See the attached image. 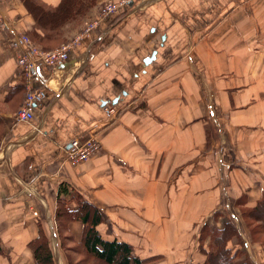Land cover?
I'll use <instances>...</instances> for the list:
<instances>
[{"label":"crops","instance_id":"crops-1","mask_svg":"<svg viewBox=\"0 0 264 264\" xmlns=\"http://www.w3.org/2000/svg\"><path fill=\"white\" fill-rule=\"evenodd\" d=\"M108 1L70 24L68 39ZM34 24L21 0H0V264H35L40 224L56 264H66L59 197L72 209L89 201L102 237L151 264H203L207 233L228 221L239 233L227 242L243 253L237 264H264L243 218L264 200V0H134L82 37L64 65L38 66L30 80L43 97L23 122L27 89L10 41ZM90 134L101 151L70 164L71 141ZM69 230L79 241L84 223Z\"/></svg>","mask_w":264,"mask_h":264},{"label":"trees","instance_id":"trees-1","mask_svg":"<svg viewBox=\"0 0 264 264\" xmlns=\"http://www.w3.org/2000/svg\"><path fill=\"white\" fill-rule=\"evenodd\" d=\"M21 1L35 19L33 29L27 35L32 42L41 45L45 50L55 49L70 41L71 39L67 37L69 25L75 23L73 26H78L97 2V0H62L57 7H54L42 0ZM21 79L18 88L25 90L23 77ZM25 98L26 96L24 101ZM3 134L4 132L0 131V139ZM243 212V218L253 238L258 239L264 246V200H260L256 207ZM55 221L68 264H151V259H142L135 255L133 247L128 243L119 239L103 238L97 229L103 222V216L87 200H81L78 207L72 209L69 208L67 200L59 197ZM75 221L84 223L83 236L79 241L69 230L70 223ZM39 227V236L30 243L35 264H56L50 240L43 226L40 224ZM238 234L232 221H228L222 229H214L207 233L206 238H210V250L203 264H237L236 259L243 253H232V250L227 248V242ZM242 264H251L247 256Z\"/></svg>","mask_w":264,"mask_h":264},{"label":"built area","instance_id":"built-area-1","mask_svg":"<svg viewBox=\"0 0 264 264\" xmlns=\"http://www.w3.org/2000/svg\"><path fill=\"white\" fill-rule=\"evenodd\" d=\"M134 0H110L73 39L51 50H45L41 45L32 42L27 34H20L13 38L10 43L17 51V63L20 74L25 80L27 94L22 107L19 109L18 120L30 122L34 118V109L38 101L43 97L41 89H34L31 85V77L34 76L40 64L57 68L68 62L70 51L80 43L82 37L91 34L100 21L111 14L118 13L121 9L129 6ZM109 114L115 113L113 107L107 106ZM102 149L100 140L96 134L80 136L71 141L70 148L66 151V160L72 165H79L90 160Z\"/></svg>","mask_w":264,"mask_h":264},{"label":"water","instance_id":"water-1","mask_svg":"<svg viewBox=\"0 0 264 264\" xmlns=\"http://www.w3.org/2000/svg\"><path fill=\"white\" fill-rule=\"evenodd\" d=\"M155 58H156V53H154L153 56L150 59H148L146 62H149L150 60H153ZM117 103H118V99H115V101L113 102V104H117ZM107 104H109V101H105L104 104H103V107H105Z\"/></svg>","mask_w":264,"mask_h":264},{"label":"rangeland","instance_id":"rangeland-1","mask_svg":"<svg viewBox=\"0 0 264 264\" xmlns=\"http://www.w3.org/2000/svg\"><path fill=\"white\" fill-rule=\"evenodd\" d=\"M60 250H61L62 256L64 257V260L66 261V264H68L67 263V258L65 256V253H64L63 249H62V246H61V249Z\"/></svg>","mask_w":264,"mask_h":264}]
</instances>
